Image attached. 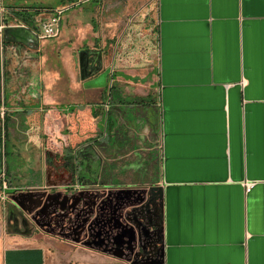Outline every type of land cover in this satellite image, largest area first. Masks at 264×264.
Masks as SVG:
<instances>
[{"label":"crops","instance_id":"0c3cea01","mask_svg":"<svg viewBox=\"0 0 264 264\" xmlns=\"http://www.w3.org/2000/svg\"><path fill=\"white\" fill-rule=\"evenodd\" d=\"M151 1L19 6L0 0L9 16L70 5L58 35L36 46L39 101L11 109L13 114L6 110L3 118L2 162L8 144L33 157L34 164L50 145L57 152L53 161L43 154L49 158L43 159L47 184L42 191L30 183L16 190L35 176L29 170L38 165L9 169L3 163L4 174L14 177L15 192L7 190V198L0 199V264H264V0H154V43L146 44L148 25L137 21L127 24L120 38L134 10L130 6L139 4L143 13ZM7 45L24 46L4 41L0 49ZM6 66L0 58L3 79ZM1 92L6 106L7 94ZM104 103L109 111L103 132L97 125ZM39 109L45 133L57 129L59 140L7 141L11 127L17 130L14 123L9 126L11 118L18 117L20 130L36 129L32 118ZM135 121L144 134L155 125L159 138L152 208L156 251L124 261L43 232L44 224L35 220L47 216L46 199L56 193L58 202L65 196L74 202L77 195L78 134L89 130V147L113 154L128 148L126 133Z\"/></svg>","mask_w":264,"mask_h":264},{"label":"rangeland","instance_id":"374dc122","mask_svg":"<svg viewBox=\"0 0 264 264\" xmlns=\"http://www.w3.org/2000/svg\"><path fill=\"white\" fill-rule=\"evenodd\" d=\"M8 1L9 0H4V3L6 4ZM56 2H58V0H15L13 4H17L19 6H35L39 4L54 5L57 4ZM153 2L154 0L150 2L151 4L149 3L144 6V10L142 11L143 13H138V11L142 8H140L139 4L130 6V8L134 7V10H131L130 15H132L128 17L129 19L126 21V24L123 25L124 27L121 31L120 38L123 34L127 33V31L126 33H124L127 24L131 25L137 21V23L139 24L148 25V28L146 26L147 33L143 34L145 35L144 38L146 39V44L149 46L148 43H154L155 13L152 7ZM138 16L140 17V19H138ZM8 46L9 45L5 46L3 51L0 49V58L7 65L5 68V79H3L0 74V92L2 91L1 93L3 94L8 93V104H6V106L1 103L2 100L0 99V133L2 132V123L4 118L3 115L5 111L7 110L8 113L13 114V112H11V109H23L24 107L29 108L30 106L27 105L30 102H35L34 104H36L39 101L40 93V55L35 51L37 47L26 48V46H19L14 50ZM42 113V110H40L39 113L34 112L35 118H32V121H34V125H36L37 128L35 129L34 127H31L28 131H26V129L24 128V130H20L21 125L18 121V117L15 119V121L14 118H11L9 126H11V123H14L16 125L15 129L17 130L14 131V129H12L11 127L7 141L17 143L27 139V142L32 141L40 145L44 144V142L50 143L52 139L53 141L59 140V134L56 128L55 132H53L54 130H52L51 128V130H49L47 134L45 133V117ZM53 113L55 114V112ZM101 116L102 118L97 126L104 132L106 123V114L104 109H102ZM23 119L29 120V118ZM29 124L27 125L30 126ZM149 127L147 128L148 130L145 134L140 129H136L134 134L135 139L130 142V145H127L128 148H119L118 150L114 151L113 154H110L112 151L108 152L104 151V149L98 150L99 152L97 153L100 159V163L98 165L99 172L97 175V183H92V181H89V173L87 172V170H89L88 168H90V165L87 166V170H82V173L79 172L80 168L76 167V171H78L76 178L79 180V189L76 194H80V200L77 203L73 204L70 203L68 197L65 196L62 200H66L64 201L65 204L63 205V207L57 208L58 212L51 211L47 215L49 221L44 226L46 228H43V232H46L49 235L58 237L60 239L67 240L69 242H73L76 245L90 250H99L100 245L103 244V242L107 243L109 241L111 237L109 235L111 232L112 234H114L116 233V231H119V227H125L127 230H129V233H131V236L129 237L123 236L125 237L123 238L125 239V243H132V247L130 250L128 247L123 248L125 251L129 250V255L134 256L136 253H140L141 255L142 253L155 252L156 249L154 248L153 244H150L151 241H149V237L146 233L145 235L144 233H142L141 228L138 227V221H134L131 216L135 212H137L139 220L143 223H148V220L146 218L148 209L147 203L151 201L149 199L151 197L152 191L155 192L154 188L158 186L160 170L158 149L159 138L158 134L156 133L155 125ZM100 134V136L103 135L101 131ZM70 135L71 138H69V141H72L73 134ZM92 135V132H90L89 130L80 132L75 140L76 146H78L80 149L86 146L89 147V144L92 143ZM126 135H129V137L131 136V134L127 133ZM98 136V134L96 136L94 135V138ZM0 137L4 141V137L1 135ZM61 137L64 138L65 136ZM65 140H67L66 137ZM99 141L103 143L102 138ZM128 141L129 140H127V142ZM49 150L50 151L42 150V155L39 156L38 162L36 161V164H34L35 159L33 157L28 156V159V154L26 156L23 154H19V151L14 150L9 144L6 146V158L4 156L3 162L2 158H0V179L4 178L7 181V190H10L8 192H15V190L11 189L15 186V180L14 177L12 178V173L3 174L4 170L7 168L3 166V163L4 165L6 164L9 169L12 166L17 167L22 166L23 164H25L24 166H28L29 162L30 164H34L35 167L36 165H38L35 169L34 167H31L29 172L31 174H34L35 176H39L40 179H35V176H31L29 180H22V183L19 182V185H16V190L27 189V187L25 186L26 183H30L31 186H36L40 191L44 190L43 186H45L44 184H47V182L43 180L45 174L43 159H46V161H48L49 157H44L43 154H51L53 161V156L56 155L54 153L57 152L56 147H53L52 145H50ZM135 152L136 154H134ZM1 153L2 148L0 143V155ZM41 156L42 162L40 159ZM120 156H122L123 158L119 159L116 162H112L111 164L109 162H106L105 160V158H112L116 160ZM22 174L23 176H25L27 173ZM56 182L57 185L60 184L59 181ZM64 182H62V185H59V187H63ZM38 185L40 187H38ZM58 189L59 188L56 186L54 188H51L50 191L51 193H53ZM119 190L125 192H120L122 195L117 197L118 194L116 192ZM127 190L129 193L126 192ZM52 196L55 197L56 193H54ZM51 197H48V199H46L48 205H51L50 203L54 200ZM106 197H109L110 200H107V202L110 204L101 205L100 201ZM58 201L59 199H56V201H54V205H56ZM140 204L141 207L138 208ZM99 205L101 206L99 207ZM152 208L153 202H151L149 208L151 210L150 213H153ZM109 218L118 220V225H107V220ZM148 232L149 231H147V233ZM90 238H97L100 242L93 245L89 242ZM155 240V242H157L158 237H156ZM112 244L116 247L119 246V248L122 247L118 244H114V241H112ZM145 244L146 246L143 247V245ZM114 258L124 261H133L131 259L126 260L124 257L120 256H116Z\"/></svg>","mask_w":264,"mask_h":264},{"label":"flooded vegetation","instance_id":"af4514ba","mask_svg":"<svg viewBox=\"0 0 264 264\" xmlns=\"http://www.w3.org/2000/svg\"><path fill=\"white\" fill-rule=\"evenodd\" d=\"M138 123L139 122H137V121L134 122L135 127H133L132 132L130 133L131 136L129 137V141L126 142L127 145L130 144V142H132L135 139V137H134L135 131H136V129L137 130L140 129V125ZM146 130H148V129H146ZM78 153H79V155L77 154L78 160L76 161V167L80 168V171L79 172L82 173V170H87V166L90 165V168H88L89 170H87V172L89 173L88 174L89 175L88 176L89 177V181H92V183H97V175H98V172H99L98 165L100 163V159H99L98 154L94 151V149H92V148H90L88 146L82 147L81 149L79 148L78 149ZM134 154H136V152ZM88 160H89V164L87 163ZM120 192H125V191H120V190L117 191L116 192L118 194L117 197L120 196V195H122ZM126 192L129 193L128 190ZM153 195H154V192L151 194V197L149 199L151 201L149 203H147V208L148 209H147V216H146V218L148 220V223L141 222L139 220L138 216H137V212H135L131 216H132V218H133L134 221H138V227L141 228V231H142V233H144V235H145V233L147 234V236L149 237V241H151L150 244L151 245L153 244V246L155 247V245H156L155 244V241H156L155 238L158 237V233H157V231L153 227V221H152L153 220V216H152V213H150L151 210L149 209L150 208V205H151V202H153V198H154ZM79 197H80V194L75 195L74 197H72V199L74 198V202L72 200H69V202L70 203H73V204L74 203H77L80 200ZM51 198H53L54 200L50 203L51 205L48 206V207H50V208H48L49 210L48 209H44L45 210V213L48 212L47 215L51 211L58 212V209L57 208H62L63 205L65 204L64 201H66L64 199V201H62L61 203L58 202L59 204L57 203L56 205H54V201H56V199H58V198L57 197H51ZM107 200H110L109 197H106L103 200H101L100 201L101 202V205L110 204V203L107 202ZM141 204L138 206V208L141 207ZM101 205H99V207ZM110 218L107 220V222H108L107 225H109V226H111L112 224L116 225L119 222L118 220H114V219H110ZM41 219H42V221H40V220H37L36 221L35 220V222L43 223L44 226H45L48 223V221H49L47 216L42 217ZM105 219H107V218H105ZM44 228H46V227H44ZM147 228H149V229H147ZM147 231H149V232L147 233ZM109 236H111L110 237L111 242H110V239H109V241L107 243L103 242V244L100 245L99 251L101 253H104V254L109 255V256H112V257H116V256L124 257L126 260L127 259H131L133 261H139L140 260L139 259L140 258V253H136L134 256H131V255L128 254L129 253V250L132 247V243L131 244L130 243H125L124 242L125 239H123L125 237H123V236H126V237L131 236V233H129V230H127L125 227H122V228L119 227V231H116V233H114V234H112V232H111ZM112 241H114V244H118V245H120L122 247L119 248V246H117V247L114 246L112 244ZM89 242L94 245L95 243L98 244L100 241L97 238L96 239L95 238L94 239L93 238H90V241ZM144 246H146V244L143 245V247ZM124 247H128L129 250L128 251H125L123 249Z\"/></svg>","mask_w":264,"mask_h":264},{"label":"built area","instance_id":"2783aa9c","mask_svg":"<svg viewBox=\"0 0 264 264\" xmlns=\"http://www.w3.org/2000/svg\"><path fill=\"white\" fill-rule=\"evenodd\" d=\"M70 8V5L56 6L53 8L33 9L26 11L25 15L9 16L6 13V8L0 6V48L4 45L3 30L7 26L6 18L10 17V20H14L15 27H22L29 30L36 36L38 40L48 39L56 37L59 33V26L61 16L65 10ZM105 113L109 111V105L103 104ZM5 115V113H4ZM3 115V116H4ZM4 174V173H3ZM8 189L7 181L0 179V199L5 200L7 198ZM248 189V188H247Z\"/></svg>","mask_w":264,"mask_h":264},{"label":"water","instance_id":"95a60500","mask_svg":"<svg viewBox=\"0 0 264 264\" xmlns=\"http://www.w3.org/2000/svg\"><path fill=\"white\" fill-rule=\"evenodd\" d=\"M10 19V17L6 18L7 26L3 30V38L5 43L13 42L23 44L27 48H35L38 45V39L36 36L25 28L15 27V21ZM81 76L82 78L86 77L83 75V70H81Z\"/></svg>","mask_w":264,"mask_h":264},{"label":"trees","instance_id":"16d2710c","mask_svg":"<svg viewBox=\"0 0 264 264\" xmlns=\"http://www.w3.org/2000/svg\"><path fill=\"white\" fill-rule=\"evenodd\" d=\"M26 11H30V10H24L23 12L20 11L19 13H20V15H25ZM4 116H5V115H4Z\"/></svg>","mask_w":264,"mask_h":264}]
</instances>
